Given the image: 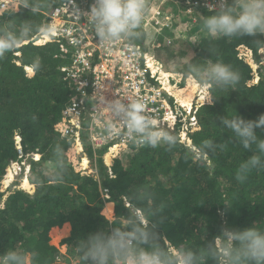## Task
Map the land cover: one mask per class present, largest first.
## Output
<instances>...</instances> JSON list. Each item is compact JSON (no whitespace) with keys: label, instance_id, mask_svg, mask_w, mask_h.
Wrapping results in <instances>:
<instances>
[{"label":"trees","instance_id":"1","mask_svg":"<svg viewBox=\"0 0 264 264\" xmlns=\"http://www.w3.org/2000/svg\"><path fill=\"white\" fill-rule=\"evenodd\" d=\"M88 1L91 5L94 2ZM37 2L43 7L32 13L31 7ZM62 2L22 0L18 12L0 16V28L18 33L25 22H30L33 29L30 39L0 58V255L18 251L34 254V264H69L70 258L82 264L76 252L79 241L98 232L110 234L113 227L120 226L119 218L127 216L132 208L150 211L147 219L157 226L159 243L163 245L166 239L172 247L183 246L197 253L225 230L257 227L264 231V168L252 169L243 181L236 178L242 163L253 155H259L264 162V153L255 144L245 149L235 134L222 125L224 117L256 121L264 115V61L260 53L264 36L207 35L195 42L190 40L193 56L178 64L171 76L179 93L161 77L168 91L180 99L188 88L184 71L189 62L230 65L239 73V81L226 88H209L206 95L211 102L194 110L199 130L190 133L186 143L180 141L171 149L167 145L131 147L114 160L109 170L103 160L107 146L94 148L84 132V154H78L72 140L62 135V112L74 95L64 73L70 58L60 44H35L39 37L36 30ZM181 11L182 7L173 1L161 7L164 17H170L162 33L170 38H175V30L168 29L177 26ZM197 11L199 22L192 29L202 30L203 16L213 13L203 8ZM143 31L156 33L150 25ZM146 38L141 35L131 42L143 46ZM255 131L264 139V128ZM17 135L24 155H41L38 161L29 158L27 180L35 185V192L12 188L6 196L1 188L8 167L23 158L17 150ZM205 140L224 147L209 152L206 161L193 159L189 148L199 147ZM57 145L63 149V169L54 167ZM84 155L91 162L92 173L82 170ZM112 158L111 154L105 162L109 165ZM112 215L114 220L109 219ZM65 224L71 225V233L60 243L66 251L62 254L51 245L50 235L58 228L54 236ZM206 264L215 261L208 258Z\"/></svg>","mask_w":264,"mask_h":264},{"label":"clouds","instance_id":"2","mask_svg":"<svg viewBox=\"0 0 264 264\" xmlns=\"http://www.w3.org/2000/svg\"><path fill=\"white\" fill-rule=\"evenodd\" d=\"M42 7L43 4L37 2L31 7V12L37 13ZM150 10L147 0H94L90 11L85 14L98 43L111 48L141 35L150 39L151 33L143 31ZM208 10L213 14L203 16V28L213 38L264 36V0H218V4ZM36 31L40 37L47 38L56 33L57 26L48 23ZM32 34L30 22H25L18 33L0 28V58L20 47ZM184 75L198 81L202 89L226 88L235 85L240 78L230 65L211 61L207 66L187 63ZM200 100L204 101L205 95H201ZM98 103L102 110L93 118V125H99L109 136L116 134L120 130L118 126H122L124 135L139 146L156 148L167 145L171 149L180 143L179 135L159 126L156 118L146 114V105L140 99L121 98L106 102L101 96ZM105 103L106 107L103 106ZM104 110L111 114L110 117L105 118ZM222 125L235 134L245 149L255 144L259 152L264 153V139H260L255 131L264 128V115L256 121L239 116L224 117ZM217 147L223 149L224 145H214L212 141L205 140L199 147H190L189 154L193 159L206 161L208 153ZM55 156L54 167L63 169V149L59 145ZM88 167V173H92L91 162ZM107 167L110 170L111 166ZM256 168H264L259 155L251 156L240 165L237 180L243 181ZM150 214V211L132 208L127 216L119 218L120 226L113 227L110 234L98 232L80 240L76 247L78 260L82 264H206V260L211 258L215 264H264V231L257 227L242 231L225 230L197 253L183 246H169L166 239L163 245L159 243L155 232L157 226L147 219ZM0 264H34V254L8 251L0 255Z\"/></svg>","mask_w":264,"mask_h":264},{"label":"built area","instance_id":"3","mask_svg":"<svg viewBox=\"0 0 264 264\" xmlns=\"http://www.w3.org/2000/svg\"><path fill=\"white\" fill-rule=\"evenodd\" d=\"M148 1H151L149 4L151 10L144 25L145 28L146 25H150L158 35L170 24V17L165 18L161 12L163 3L173 1L182 7V13L189 15L194 21L199 18L197 11L199 8L208 10L210 6L218 4V0ZM158 1H161L160 5ZM21 5L22 0H0L1 14L15 12V8L19 9ZM90 7L88 0H63L47 15L48 21L44 23V25L55 23L56 33L47 38L39 36L35 41L37 45L60 44L63 53L70 58L64 73L74 95L62 112L65 125L62 135L68 141L72 140L74 147L80 148L75 149L76 152L84 154L82 143L84 132L88 133V141L96 149L107 146L109 153L112 147L119 146L118 151L112 153L113 158L131 147L136 149L143 147L127 138L122 126H118L120 130L116 134L109 136L99 125H93V118L102 110L98 103L101 96L106 102L121 98L140 99L146 105V114L156 118L159 126L173 133H177L178 130L180 137L182 134L188 137L190 133L196 132L199 126L194 110L202 106L199 100L193 102L190 108L182 105L180 99L163 84L160 77L163 66H154V55L141 44L122 41L111 48L99 44L85 14L90 11ZM103 106L106 107L107 103ZM110 115L104 110L105 118ZM17 150L20 158L24 157L20 144ZM84 158L85 155L81 159ZM88 163L90 164L89 160ZM82 170L88 173L89 167L82 165ZM167 245L170 246L168 242Z\"/></svg>","mask_w":264,"mask_h":264},{"label":"rangeland","instance_id":"4","mask_svg":"<svg viewBox=\"0 0 264 264\" xmlns=\"http://www.w3.org/2000/svg\"><path fill=\"white\" fill-rule=\"evenodd\" d=\"M156 4V3H154ZM17 9V7L15 8ZM16 10V12H18ZM1 10H0V16H1ZM183 12V11H182ZM199 22V19H197ZM177 26L174 28H170L168 30H175L174 37L170 38L169 34L167 33H161V34H153L151 33V38L148 37L144 40L143 47L148 50L150 53L154 55L155 63L154 65L158 64L163 66V69L160 71V77L162 79H167L168 84L173 85L174 92L179 93V87L176 86L175 83H173L171 76L174 75L172 72L177 69V65L184 63L185 61H188L194 54L193 47L190 42L191 41H197L200 38H203L207 36L206 30L203 28L202 30L199 28H193V25L195 26L196 20L194 21L189 15H186L182 13L181 16L178 18ZM191 33V35H190ZM163 35V37H160ZM193 37V38H191ZM171 40H175L176 42H172ZM171 42V43H170ZM261 55L263 56L264 61V49L261 50ZM257 66H254V69H256ZM257 76V75H256ZM255 76L256 80L258 79ZM187 85L188 88L185 90L184 93H181L180 100L181 104L185 107H191L193 102L195 103L196 100H199V104H207L211 102V97H207L206 92L209 93V88L202 89L201 85L197 83L194 79L190 80L187 79ZM205 95L204 103H201L200 99H198L199 96ZM198 104V106H199ZM183 135V134H182ZM180 141L183 143H186L188 140V137L182 136ZM16 143L19 147L20 144V137L16 136ZM144 147V146H143ZM76 150L80 149L77 147H74ZM121 151V150H120ZM124 152H120L116 158H112V164L115 159L120 158L123 156ZM114 155V154H112ZM30 157H34L35 161H38L41 158V155L35 154L32 156L31 153L23 157L20 161L11 163V165L8 167V174L5 178V181L2 183V191L6 193V196L10 194V190L13 189H21L26 191L27 193L33 194L35 192V185H33V188L30 187V184H27V180H25V177L28 179V175L31 170L30 165ZM105 159L108 161L109 156L106 155ZM81 163L83 166L87 165V161L81 159ZM210 164V163H209ZM90 171V170H89ZM30 183V182H29ZM16 184V185H15ZM15 185V186H14ZM54 231L51 233V245L57 247L62 254H65V249L60 247L61 241L68 237V229L67 225H64L59 232H57L54 236L52 235ZM71 233V232H70ZM67 262L62 261L61 264H65ZM78 262L75 261V259L70 258L69 264H77Z\"/></svg>","mask_w":264,"mask_h":264},{"label":"crops","instance_id":"5","mask_svg":"<svg viewBox=\"0 0 264 264\" xmlns=\"http://www.w3.org/2000/svg\"><path fill=\"white\" fill-rule=\"evenodd\" d=\"M19 9H20V7H19ZM16 10H18V8L16 9ZM16 12V11H15ZM103 160H104V163L106 164V166H112L113 164H112V161H111V163L108 165L106 162H105V155H104V157H103ZM113 163H114V161H113ZM31 184V183H30ZM31 188H33V185L31 184ZM106 209H108V207L106 208ZM114 209V208H113ZM109 219H111V220H114L115 219V216L114 215H112L111 216V218H109ZM65 225H67V229H68V235H70V232H71V225L70 224H65ZM56 229H58V228H56ZM55 229V230H56ZM54 230V231H55Z\"/></svg>","mask_w":264,"mask_h":264},{"label":"bare ground","instance_id":"6","mask_svg":"<svg viewBox=\"0 0 264 264\" xmlns=\"http://www.w3.org/2000/svg\"><path fill=\"white\" fill-rule=\"evenodd\" d=\"M118 147H119V146L112 147L111 152H109L107 155L110 157V155H111L112 153H114V152H116V150H118ZM105 156H106V155H105ZM83 160L87 161V165L85 166V167H87V166H88V160H87L86 158H84ZM105 160H106V159H105ZM25 180H27L26 177H25ZM27 184H29L28 180H27ZM30 187H31V185H30Z\"/></svg>","mask_w":264,"mask_h":264},{"label":"snow or ice","instance_id":"7","mask_svg":"<svg viewBox=\"0 0 264 264\" xmlns=\"http://www.w3.org/2000/svg\"><path fill=\"white\" fill-rule=\"evenodd\" d=\"M29 71H31V69H29Z\"/></svg>","mask_w":264,"mask_h":264}]
</instances>
